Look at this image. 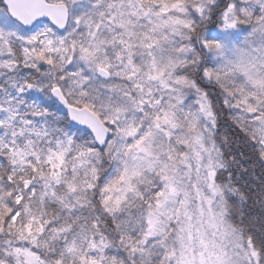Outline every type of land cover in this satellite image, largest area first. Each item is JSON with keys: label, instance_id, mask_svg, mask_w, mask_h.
Masks as SVG:
<instances>
[{"label": "snow or ice", "instance_id": "obj_1", "mask_svg": "<svg viewBox=\"0 0 264 264\" xmlns=\"http://www.w3.org/2000/svg\"><path fill=\"white\" fill-rule=\"evenodd\" d=\"M0 264H264V0H0Z\"/></svg>", "mask_w": 264, "mask_h": 264}]
</instances>
